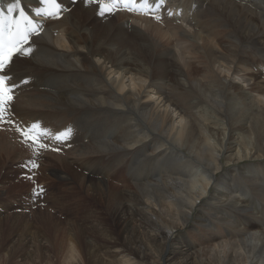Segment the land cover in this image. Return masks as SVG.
<instances>
[{"label":"bare ground","instance_id":"obj_1","mask_svg":"<svg viewBox=\"0 0 264 264\" xmlns=\"http://www.w3.org/2000/svg\"><path fill=\"white\" fill-rule=\"evenodd\" d=\"M60 2L14 58L12 119L70 135L33 156L2 124L0 160H36L65 191L49 207L86 214L65 230L71 209L41 206L32 242L60 235L67 264H264V0H167L161 22Z\"/></svg>","mask_w":264,"mask_h":264},{"label":"snow or ice","instance_id":"obj_2","mask_svg":"<svg viewBox=\"0 0 264 264\" xmlns=\"http://www.w3.org/2000/svg\"><path fill=\"white\" fill-rule=\"evenodd\" d=\"M72 2L75 3L76 0ZM84 3L97 5V14L101 17L114 15L117 11H127L161 22V17L157 13L164 6L165 0H84ZM38 5L34 10V16L40 20H58L65 11L60 0H38ZM168 15L171 16L172 13L169 12ZM42 31L43 24L35 23L33 18L26 15L20 7L19 0L8 4L6 12H0V124H8L14 128L20 142L29 147L36 156H39L41 151L58 150L50 149L44 142L46 139H55L58 143H63L70 135V130L53 133L38 122L21 125L12 119L15 90L21 84L28 83L26 79L17 83L11 74L14 58L30 57L34 52L32 44L35 43L32 38L40 36ZM29 163L31 169L39 166L36 160ZM27 166L26 164L25 167ZM33 194L40 197L44 194V189L39 187Z\"/></svg>","mask_w":264,"mask_h":264},{"label":"rangeland","instance_id":"obj_3","mask_svg":"<svg viewBox=\"0 0 264 264\" xmlns=\"http://www.w3.org/2000/svg\"><path fill=\"white\" fill-rule=\"evenodd\" d=\"M0 126V131L4 130L2 129L4 128V126H2V124H0ZM231 148V151L226 153V157L232 155L231 158H233V155L236 153L238 146L232 144ZM32 155L34 156V154ZM27 165L28 166L25 167V165L21 164L20 160H18L17 162L0 160V264H30V261L36 264H67L66 261L69 257H65L67 255L65 254L66 250H64L63 252L65 242H61L59 237L60 235L58 237L50 235L48 238L49 242L42 240V242L36 241L35 243H33L31 240V238L36 236V234L39 237L40 234L44 233L40 226H36V224H34L35 219L42 216V213H39L40 210L38 211L37 209L41 208V206L46 205L49 207L50 201L54 200V197L57 196V188L61 189V192H59L60 194L65 193L64 188L62 187V185H60V182H57V180L54 179L50 174L45 173V171L43 172L40 169L42 165L39 164V162V166L36 168V170L31 169V165L29 162H27ZM37 174H39V177L36 176ZM28 177H31V179H28ZM47 185L51 187L49 188V186ZM39 187L44 188L46 192H44L42 196L37 197L33 194V192L34 190H38ZM52 187L54 189H52ZM65 202V205L59 208L64 209L65 211L66 209L69 211L68 208H70L72 215L63 216L60 221L57 220L59 222V227L61 226L60 228H64L66 230V228H69L70 226L73 227L76 224L78 226H81L79 224L80 221H78V218L76 217H83V214H86V211L80 212L75 210L74 207L72 208V198L66 200ZM59 208L51 207L50 210L54 215L59 217L61 213V210ZM77 212L81 215L77 214ZM16 218L20 219V222L18 223V227L20 229H18L19 232L17 234H13L12 219ZM177 233L178 232H176L175 235H177ZM18 236L20 237L22 242L18 243ZM19 245H21V247H19ZM16 249L17 251L18 249L22 250L21 253L16 254V252H14L16 251ZM37 249H39V251L37 252L38 254L35 253ZM55 249H57L58 251ZM45 250H47V252H45ZM41 251L43 254L41 253ZM13 253H15V255ZM30 253L32 254V256Z\"/></svg>","mask_w":264,"mask_h":264}]
</instances>
